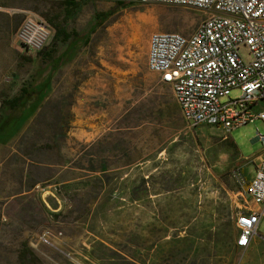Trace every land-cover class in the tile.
<instances>
[{
  "label": "rangeland",
  "instance_id": "obj_1",
  "mask_svg": "<svg viewBox=\"0 0 264 264\" xmlns=\"http://www.w3.org/2000/svg\"><path fill=\"white\" fill-rule=\"evenodd\" d=\"M66 2L0 0L21 8L0 9V264H24V242L37 255L26 264H264V220L237 244L264 120L194 126L148 68L152 32L188 34L203 13ZM28 15L52 28L43 52L17 37ZM41 87L38 103H5Z\"/></svg>",
  "mask_w": 264,
  "mask_h": 264
},
{
  "label": "built area",
  "instance_id": "obj_2",
  "mask_svg": "<svg viewBox=\"0 0 264 264\" xmlns=\"http://www.w3.org/2000/svg\"><path fill=\"white\" fill-rule=\"evenodd\" d=\"M195 8L203 13L188 34L156 30L148 42V68L172 87L184 118L194 126L216 125L228 131L264 120V0H138ZM50 24L28 15L17 37L28 51L43 50ZM246 47L247 60L241 53ZM240 89L237 97L232 91ZM257 138L264 143V133ZM248 193L252 204L240 213L237 244L248 248L264 220V157ZM236 264H248L240 260Z\"/></svg>",
  "mask_w": 264,
  "mask_h": 264
},
{
  "label": "trees",
  "instance_id": "obj_3",
  "mask_svg": "<svg viewBox=\"0 0 264 264\" xmlns=\"http://www.w3.org/2000/svg\"><path fill=\"white\" fill-rule=\"evenodd\" d=\"M67 4L71 5L72 7L74 6L73 2H66V5ZM104 15H107V12H102V14L101 13L98 14L97 17H98L99 22L102 20ZM59 32H60V30L57 28L56 29L55 38H58ZM70 36H71V33L63 32L61 39L66 41V40H68L70 38ZM43 51L41 50L40 52H43ZM52 53H53L52 51H50V52L47 51L46 55L48 57H50L52 55ZM43 91L44 90H43L42 87L38 88L36 90H33L32 92L25 91L23 94H21L19 96H16V97L12 98L11 100H9V101H7L5 103L9 104V106L11 108H14V107L18 106V102L20 100H23V99H25V102L23 104L29 102L30 99H32V100L33 99H37V103H38L43 98ZM37 103L33 105L32 112L35 111V109L38 107ZM36 257H37V255H36L35 251L28 245V243L24 242L23 246H22V248L20 250V253H19L20 260L23 261L24 264H26L27 261L32 262L34 259H36Z\"/></svg>",
  "mask_w": 264,
  "mask_h": 264
},
{
  "label": "crops",
  "instance_id": "obj_4",
  "mask_svg": "<svg viewBox=\"0 0 264 264\" xmlns=\"http://www.w3.org/2000/svg\"><path fill=\"white\" fill-rule=\"evenodd\" d=\"M76 1H79V0H70V2H76ZM0 9H2V10H8V9H11L13 12H16L17 10H21V8H9V7H6V6H4V5H1L0 4ZM66 11L68 12H66V14L65 15H68V14H71V8H67L66 9ZM264 157V150L263 151H261V152H259V153H257L256 155H255V157H254V160H255V163H257L260 159H262Z\"/></svg>",
  "mask_w": 264,
  "mask_h": 264
}]
</instances>
